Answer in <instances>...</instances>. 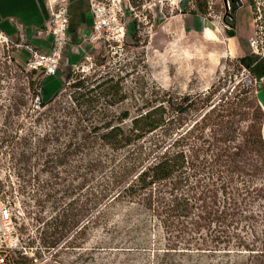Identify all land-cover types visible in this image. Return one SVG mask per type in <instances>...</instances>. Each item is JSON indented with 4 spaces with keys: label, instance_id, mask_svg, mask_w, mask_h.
<instances>
[{
    "label": "rangeland",
    "instance_id": "1",
    "mask_svg": "<svg viewBox=\"0 0 264 264\" xmlns=\"http://www.w3.org/2000/svg\"><path fill=\"white\" fill-rule=\"evenodd\" d=\"M197 2L205 15L199 13ZM94 5L107 12L105 32L84 34L78 40L70 37L65 58L53 77L44 79L24 71L25 53L8 52L0 46V191L12 199L14 222L24 247L15 254L16 264H233L234 255L194 247L185 250L184 244L169 236L161 213V207L169 203L168 195L155 199L150 207L147 201L112 202L88 229L82 211L86 188L54 209L55 199L47 201L43 195L52 176L50 167L43 166L50 142L42 143V138L52 134L55 120L39 103L48 102L65 87L71 72L97 83H117L123 99L113 110H128L131 116L135 105L147 100L155 86L173 96L206 95L205 106L198 103L203 110L185 115V129L212 110L195 134L202 131L217 153L223 150L243 156L236 163L246 172L253 168L244 176L254 190L247 203L264 216V148L243 150L257 133L256 118L264 95L236 61L250 52L264 56V0H245L236 13L231 1L228 10L223 0H97ZM85 10L92 16L89 0ZM231 16L237 37L228 42L225 21L230 22ZM134 153L131 148L108 158L117 165ZM79 165L73 162L60 172L70 175ZM84 174L80 169L75 185L83 182ZM73 201L79 222L76 232L47 250L43 247L46 240L65 234L50 227L51 218L60 219L64 203Z\"/></svg>",
    "mask_w": 264,
    "mask_h": 264
},
{
    "label": "trees",
    "instance_id": "2",
    "mask_svg": "<svg viewBox=\"0 0 264 264\" xmlns=\"http://www.w3.org/2000/svg\"><path fill=\"white\" fill-rule=\"evenodd\" d=\"M230 1L234 13L236 0ZM196 5L199 13L205 15L206 10L198 2ZM230 20L225 21L227 35L236 38L233 16ZM236 61L261 89L264 56L250 52ZM66 80L67 85L52 99L39 103L55 120L52 134L42 138V143L46 139L50 142L43 166L53 171L43 195L47 201L55 199L54 209L63 199L86 188L82 211L84 228L88 229L112 202L147 201L150 207L155 199L168 195L169 203L161 207L163 224L169 236L184 244L185 250L194 247L211 253L222 251L225 256L234 255L233 264H264V230L260 229L264 216L247 203L254 190L244 179L253 168L246 172L236 163L243 157L238 152L217 153L202 131L195 134L212 110L185 129V115L203 110L198 103L205 106L206 95H197L194 100L190 96H173L155 86L147 100L135 105L131 116L128 110H113L123 99L117 83H97L74 72L67 74ZM197 99L200 102H195ZM189 100L192 101L188 104ZM258 115L257 133L245 151L264 148L261 108ZM131 148L135 153L121 164L113 165L114 160L108 158ZM77 161L80 165L74 166V172L61 174V168ZM80 169L85 172L83 182L75 185ZM58 194L62 195L59 200L53 198ZM73 205L74 201L64 203L60 219L51 218L50 227L54 226L56 232L60 228L65 234L51 242L46 240L43 247L47 250L76 232L79 222ZM183 235L190 239H183Z\"/></svg>",
    "mask_w": 264,
    "mask_h": 264
},
{
    "label": "built area",
    "instance_id": "3",
    "mask_svg": "<svg viewBox=\"0 0 264 264\" xmlns=\"http://www.w3.org/2000/svg\"><path fill=\"white\" fill-rule=\"evenodd\" d=\"M95 1L97 0H89L94 18L92 32L102 35L108 26L107 12L104 7L94 5ZM229 1H225L228 10ZM244 5L245 0H236L234 13L243 9ZM45 7L48 17L44 22V31L37 30L35 36L41 38L45 35L51 38L50 47L46 51H41L25 40L22 26L16 27L18 34L14 40L0 31V46H5L8 52L11 49V52L25 53L23 70L39 74L44 79L57 74L70 42L69 0H45ZM19 250H24V247L14 222L12 199L6 192L0 191V264H16L14 257Z\"/></svg>",
    "mask_w": 264,
    "mask_h": 264
},
{
    "label": "crops",
    "instance_id": "4",
    "mask_svg": "<svg viewBox=\"0 0 264 264\" xmlns=\"http://www.w3.org/2000/svg\"><path fill=\"white\" fill-rule=\"evenodd\" d=\"M87 0H69V22L70 37L80 39L81 36L92 32L90 24L93 25L91 14L85 10ZM48 17L45 0H0V31L10 39L17 37V26L25 30V40L30 42L41 51H46L51 44V38H38L35 36L37 30L44 31V22ZM234 39V38H233ZM259 91L264 95V85ZM264 112V96L259 102ZM262 141H264V123L261 128Z\"/></svg>",
    "mask_w": 264,
    "mask_h": 264
},
{
    "label": "bare ground",
    "instance_id": "5",
    "mask_svg": "<svg viewBox=\"0 0 264 264\" xmlns=\"http://www.w3.org/2000/svg\"><path fill=\"white\" fill-rule=\"evenodd\" d=\"M232 40H233V38H229L227 41L230 42ZM228 51H229V55H231L233 53V49L232 48L228 49Z\"/></svg>",
    "mask_w": 264,
    "mask_h": 264
},
{
    "label": "water",
    "instance_id": "6",
    "mask_svg": "<svg viewBox=\"0 0 264 264\" xmlns=\"http://www.w3.org/2000/svg\"><path fill=\"white\" fill-rule=\"evenodd\" d=\"M224 2L226 1V0H223Z\"/></svg>",
    "mask_w": 264,
    "mask_h": 264
}]
</instances>
